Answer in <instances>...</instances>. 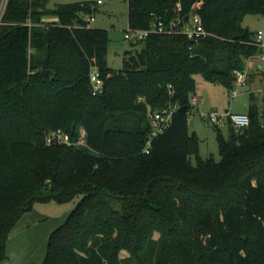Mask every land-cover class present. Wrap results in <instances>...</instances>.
<instances>
[{"label":"trees","instance_id":"1","mask_svg":"<svg viewBox=\"0 0 264 264\" xmlns=\"http://www.w3.org/2000/svg\"><path fill=\"white\" fill-rule=\"evenodd\" d=\"M200 3L208 34L190 38L185 17ZM96 9V0L54 8L48 0H6L0 264L35 202L76 198L41 264H264V96L261 106L247 105L248 133L228 124L225 137L213 125L220 160L201 156V139L188 126L196 75L232 90L258 53L255 32L242 22L264 15V0H128L129 27L146 29L160 18L179 28L134 42L141 51L120 69L108 65V29L87 22ZM48 15L57 20L46 22ZM93 68L105 81L102 93L93 92ZM176 104L187 110L173 113L146 152L149 113ZM76 123L87 146L47 143L58 129L77 139Z\"/></svg>","mask_w":264,"mask_h":264},{"label":"rangeland","instance_id":"2","mask_svg":"<svg viewBox=\"0 0 264 264\" xmlns=\"http://www.w3.org/2000/svg\"><path fill=\"white\" fill-rule=\"evenodd\" d=\"M86 0H48V6L54 8L57 4L80 2ZM95 1V0H94ZM94 11L96 19L91 26L108 29L110 46L108 65L120 69L124 67L129 55L141 51V46L135 44L133 39L125 37L128 32V0H104L96 4ZM46 22H54L57 16L44 17ZM243 26L253 32L264 29V15L248 14L242 22ZM254 35V34H253ZM264 71V60L259 57L249 58L246 71L254 74V82L250 85L242 84L235 88L239 95L232 99V90L220 84H213L203 75L197 74V90L193 96L202 100L189 116L188 126L191 133H196L200 139V154L203 158L214 156L220 160L218 131L202 117V113L210 110L219 112L231 108L233 112H248V104L252 102L262 105L264 96V82L261 80L260 71ZM253 91H251L250 90ZM254 98H253V96ZM225 137L230 134L228 124L220 126ZM74 129L83 132L78 123ZM192 160L196 163L195 155ZM78 198L58 202L56 200L37 201L33 209L25 213L19 220L16 228L10 235L7 243V258L3 264H41L46 256L50 235L54 230L63 225L71 211L76 207ZM126 255V252H123Z\"/></svg>","mask_w":264,"mask_h":264},{"label":"built area","instance_id":"3","mask_svg":"<svg viewBox=\"0 0 264 264\" xmlns=\"http://www.w3.org/2000/svg\"><path fill=\"white\" fill-rule=\"evenodd\" d=\"M104 0H96V4L103 3ZM6 5V0H3L0 9V17L2 16L3 10ZM177 8L181 9V2H178ZM96 19L95 14L89 15L87 17V22L91 24L92 21ZM1 24V18H0ZM176 23H172V25L167 26L166 23L162 19H155L151 26L146 29H137V28H128V32L125 37L127 39H133L134 42L145 39L151 33H165L175 31ZM172 26V27H171ZM182 32L188 34L190 38H202L208 34L206 31L202 18L200 14L195 16L191 15L189 21L182 28ZM253 43L257 45L259 48L258 53H256L253 57H259L264 60V29H259L254 33ZM251 57V58H253ZM261 80L264 82V71L260 72ZM91 82L93 85L94 94L102 93L105 88V81L102 77L101 71L97 68H93L90 74ZM250 82V73L246 71H238L237 72V80L235 82L234 88L232 90L231 98L234 99L239 95V91L237 90V86L242 84L249 85ZM251 85V84H250ZM251 90V88H250ZM264 90V89H262ZM252 91V90H251ZM253 92V91H252ZM202 100L197 96H193L191 99V106L194 109L198 104H200ZM180 108V105L170 106L163 110H153L149 113V120L152 125V133L147 139V145L145 147L146 152H150V146L152 144V140L155 136L164 132L172 122L173 113ZM193 110H190V114ZM189 114V115H190ZM203 119H205L209 124L212 125H224L231 124L232 127L236 131H243L244 128L248 127L250 124V116L247 112H233L231 108L226 109L225 111L219 112L217 110H210L208 112L202 113ZM83 129V128H82ZM59 142V143H67L74 146H87L86 142V132L83 129V132L78 136L77 139L73 138V136L62 130H54L50 132L47 136V143Z\"/></svg>","mask_w":264,"mask_h":264},{"label":"water","instance_id":"4","mask_svg":"<svg viewBox=\"0 0 264 264\" xmlns=\"http://www.w3.org/2000/svg\"><path fill=\"white\" fill-rule=\"evenodd\" d=\"M202 6H203V3L196 4L194 6V8L192 9L191 13L186 15L185 23H187L189 21L191 15L195 16V15L199 14L200 13V9L202 8ZM178 28H179V24L175 25V30H177ZM180 110L181 111H186L187 110V106L180 107ZM248 131H249V127L244 128V132L245 133H248Z\"/></svg>","mask_w":264,"mask_h":264}]
</instances>
